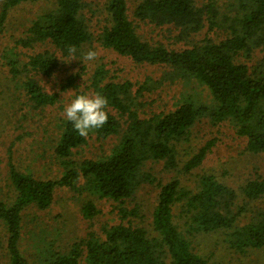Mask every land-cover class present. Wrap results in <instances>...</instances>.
Returning a JSON list of instances; mask_svg holds the SVG:
<instances>
[{
    "label": "trees",
    "instance_id": "1",
    "mask_svg": "<svg viewBox=\"0 0 264 264\" xmlns=\"http://www.w3.org/2000/svg\"><path fill=\"white\" fill-rule=\"evenodd\" d=\"M44 1L0 0V39L11 44L0 54V123L10 112L55 110L43 146L62 175L43 180L9 164L0 264H215L264 250V177L236 190L212 170L196 172L219 140H204L205 128L238 139L248 162L264 156V0H49L23 14ZM90 49L98 58L82 61ZM110 53L138 76L124 77ZM177 86L170 108H154L157 91ZM95 93L108 100V121L82 138L61 113L75 95ZM93 137L115 142L77 157ZM58 190L71 194L84 233L27 219L50 212ZM106 206L111 218L100 219Z\"/></svg>",
    "mask_w": 264,
    "mask_h": 264
},
{
    "label": "rangeland",
    "instance_id": "2",
    "mask_svg": "<svg viewBox=\"0 0 264 264\" xmlns=\"http://www.w3.org/2000/svg\"><path fill=\"white\" fill-rule=\"evenodd\" d=\"M48 1L49 0L40 2L34 6H27L28 8L22 10L23 14L30 16V11L35 13L36 10H41ZM127 1L131 2V0ZM8 28L10 29V27ZM145 32L148 34L147 29H145ZM10 34L11 30H8L6 36L9 37ZM15 36H17L16 33ZM152 36L154 37V35H151V37ZM8 45H11L9 43V39H0V54L2 49ZM15 47L17 50H21L19 47ZM118 59L119 58L117 56L111 53L108 55V60L112 63H115L116 66H114V68L121 69L120 71L123 73L124 77L135 78L138 76L137 70H132V67L128 61ZM4 76L5 75L0 72V84L3 82L2 79H4ZM191 85L193 86V83L190 84V86ZM198 90L201 91V87L198 88ZM181 92L182 91L179 86L172 89L165 88L161 91H157L156 95L154 96L157 98V103L154 105V108H157L158 111H161L165 108H170L177 100ZM27 111L28 110H23V112H20V114H15L14 116L13 113H9L8 110L1 112L4 117H6L8 113L11 115L9 119H6L0 123L1 197H6L8 194L10 195V182L8 179V166L10 163H12L16 170L20 172L32 173L35 177L41 178L43 180H53L55 178H59L62 175V168L53 162L52 158L48 154L47 148L43 146L47 144V136L51 134V131L48 132V130L52 124L51 120L54 119L56 114L55 110L43 109L42 111L31 113ZM21 114H28L27 121H23ZM15 116L17 120L14 118ZM20 124L23 125V128L19 126ZM215 130L216 129H210L209 131L207 128H205V131L200 133V135L204 137V140L216 137H218L219 140L207 161H205L201 169L197 170L196 172L212 170L213 172L217 173L218 176H220L221 182L223 180V183L236 190L245 181H247L248 178L257 177L258 174L264 177V156L256 158L253 163L244 160L245 156L243 154L241 155V152H243V147L241 146L240 141L234 138L228 132L220 133L219 131L216 132ZM27 133H29V135ZM18 137H20L19 140H17ZM114 142L115 140L111 139L100 142L93 137L92 139L88 140L86 145L82 146L80 150H78L77 157L86 159L94 158L99 155L101 151L104 152L109 150ZM194 145L196 146V144ZM186 152H191L190 148L186 149L185 153ZM233 164H235V166ZM55 198H57L59 202L53 205L50 212L48 210L37 213L34 211H29V217H27V219L33 217L36 218V221L40 224V229H43L44 227L51 229L52 227L57 226V228L60 230L59 233L62 235L64 233H69V231H73L72 229H76V231H78V235L84 233L83 229L86 226L85 222L81 221V218L77 217L76 214L72 215L70 213V211H75L70 208L71 194H69L67 191L58 190L56 192ZM66 203L69 205V208H67L65 211H62L61 205H65ZM105 209L106 210L103 211V215L99 217L100 219L111 218L108 207L106 206ZM56 215L60 216L58 219L53 220L52 217ZM98 221L99 220L95 221L94 223L96 224ZM31 225V223L28 224V226ZM63 225L65 226L63 227ZM52 231L53 230H50V232ZM50 238L52 237L48 234V240ZM26 240L27 236L23 235L22 241H20V248L24 249L26 247ZM197 242L198 241H196V243ZM215 264H264V250H254L250 253H238L231 251L230 254L227 253L225 257L217 259Z\"/></svg>",
    "mask_w": 264,
    "mask_h": 264
},
{
    "label": "clouds",
    "instance_id": "3",
    "mask_svg": "<svg viewBox=\"0 0 264 264\" xmlns=\"http://www.w3.org/2000/svg\"><path fill=\"white\" fill-rule=\"evenodd\" d=\"M78 49L75 45L67 47L70 61L77 60ZM98 58V52L88 50L81 54L82 61L91 62ZM63 94V93H62ZM108 100L99 93L92 95L79 94L68 103L61 115L72 124L73 130L82 138H87L90 132L102 128L108 121L106 108Z\"/></svg>",
    "mask_w": 264,
    "mask_h": 264
}]
</instances>
